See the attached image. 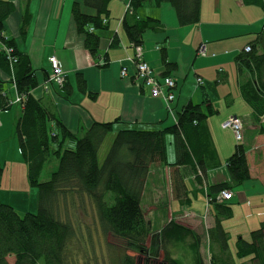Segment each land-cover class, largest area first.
Here are the masks:
<instances>
[{
    "label": "crops",
    "instance_id": "obj_1",
    "mask_svg": "<svg viewBox=\"0 0 264 264\" xmlns=\"http://www.w3.org/2000/svg\"><path fill=\"white\" fill-rule=\"evenodd\" d=\"M0 1L13 6V11L3 19V35L29 63L36 83L29 90L31 96L44 104L72 135L81 136L95 121H113L114 134L128 127L166 128L177 121V114L186 103H202L208 99L212 112L206 118V130L215 151L213 160L218 163L208 172L206 180L216 184L227 181L226 158L237 144L232 131L222 128L221 123L228 116L240 117L250 177L230 189L233 195L226 202L231 204V216L221 220V225L229 236L231 264H264V257L253 259V253L238 257L236 247L238 237L251 241V231L264 222V113L254 120V110L241 93L242 78L236 62L247 52L244 48L253 47V40L263 31V6L252 0H200L198 22L181 25L170 2H144L135 12L138 18L151 17L159 21L156 27L145 29L139 45L142 57L159 78L175 80L174 97L167 101L161 96H152L148 86L135 79L132 60L135 48L122 26L125 14H130L126 10L130 0L109 2V17L103 19L106 27L95 30L100 38L95 55L85 48L84 38L77 33L72 17L74 2L84 11L92 12L83 5V0ZM114 38H117L116 43H113ZM1 45L0 42V48ZM201 45H204V53L198 54ZM255 50L262 53V46H256ZM51 54L65 71L64 86V83L49 82L51 67L47 58ZM3 64L0 62V91L15 100L16 86ZM122 68L127 70L125 76H121ZM206 107L203 103L205 112ZM21 111L22 105L18 103L9 105L8 109L0 106V200L12 206L15 203L4 199L2 193L16 196L21 169L27 167L15 127ZM47 126L50 135L56 133L62 140L54 119ZM165 140L166 160L172 164L176 156L173 134L166 133ZM72 145L73 141L66 138L60 146L64 149ZM55 160L57 163V158L51 156L46 165ZM171 164L154 161L151 165L145 186L149 188L152 218L159 221L173 218L185 227L206 234L213 227V206L205 205V195L185 165L176 167L187 186L186 196L184 200L173 196L171 171L175 165ZM15 169H20L21 173L16 175ZM13 177L17 183L12 181ZM204 215L205 223L201 219Z\"/></svg>",
    "mask_w": 264,
    "mask_h": 264
},
{
    "label": "trees",
    "instance_id": "obj_2",
    "mask_svg": "<svg viewBox=\"0 0 264 264\" xmlns=\"http://www.w3.org/2000/svg\"><path fill=\"white\" fill-rule=\"evenodd\" d=\"M110 1L83 0V5L92 9L90 13L77 2L72 5L76 31L83 36L84 46L91 55L98 51L100 38L95 30L106 27L103 19L109 17ZM146 1L156 4L170 2L181 25L198 22L200 0H130V9L127 10L130 14H125L122 26L133 47L141 43L145 29L156 27L159 21L151 17L140 19L135 14ZM252 1L264 7V0ZM12 11L13 6L9 2L0 1V42L12 47L16 58L12 67L13 82L18 95L24 94L19 102L22 111L15 125L16 135L27 165V180L38 191V206L36 211L27 210L22 215L10 203L0 200V264H76L73 257L77 256L80 243H87V236L92 235V232L87 235L82 231L85 225L76 221L78 208L91 215L96 232L104 237L113 235L125 242L122 250L112 248L113 264H135L134 256L126 251L128 249L145 254L147 259H155L161 252L160 264H183L177 254L184 248L188 249L193 264H206L202 244H208V264H231L229 236L221 225V220L231 216V204L226 202L228 200H218L217 196L221 190L243 184L250 177V171L246 149L242 141H237L234 152L226 158L227 181L207 182L208 172L218 163L213 160L215 151L206 130V118L212 112L210 101L186 103L178 112L177 121L166 128L118 129L105 158L99 163L98 150L107 133L113 130L114 122L95 121L81 136L72 135L44 104L31 96L29 90L36 83L29 63L24 55L16 52L13 42L3 35V19ZM24 19L26 22V16ZM253 41V47L250 46V50L239 56L236 62L242 78V96L252 106L253 117L257 121L264 113V27ZM116 42L117 38H114L113 43ZM258 45L262 46V53L255 50ZM0 62L10 73L6 54L1 49ZM203 103H206L207 112L202 108ZM10 104H13V99L0 91V106L8 109ZM52 119L59 126L62 140L56 133H49L47 124ZM230 130L234 137L233 130ZM166 133L173 134L175 144L176 156L172 164L189 168L205 195V205L213 206V227L206 234L185 227L174 219H151L145 211L147 197L144 195L146 190L149 192L145 185L152 163L171 164L166 160ZM66 138L71 139L73 145L62 149L60 145ZM53 155L57 158L56 167L43 180V167ZM175 167L171 171L172 194L184 200L187 186ZM158 223L161 225L155 231ZM251 235V241L241 236L237 239L238 257L250 256L251 253L253 259L264 257V222L251 231Z\"/></svg>",
    "mask_w": 264,
    "mask_h": 264
},
{
    "label": "rangeland",
    "instance_id": "obj_3",
    "mask_svg": "<svg viewBox=\"0 0 264 264\" xmlns=\"http://www.w3.org/2000/svg\"><path fill=\"white\" fill-rule=\"evenodd\" d=\"M10 81H12V77L9 76ZM22 96L24 97V94H22ZM20 102V101H19ZM18 102V104H19ZM11 105V104H10ZM241 128H243L242 124H241ZM244 129V128H243ZM242 129V131H243ZM115 136L114 131H110L109 133H107V136L104 140V142L101 144V147L98 150L97 156H98V161L99 163H101L103 161V159L105 158V154L109 148V144L111 143L113 137ZM243 138V136H242ZM11 155V154H10ZM12 157V156H11ZM15 159V157H14ZM17 160L15 159L14 162H16ZM56 167V160L54 161V163L49 164L44 166V172L43 175L41 177V179H45L48 178L50 173L52 171H54ZM16 170V175L22 170V175H20V178L17 180L18 181V185L19 187H17V189L19 191H16V196L15 197H11L10 194H6V193H2V196L4 199L9 198L11 201H13L14 207H16L17 210H19L22 215L24 214V208H31L33 211H36L37 206H38V202H37V197H38V191L37 188L35 186L31 187L29 184V181L27 180V170L24 167H22V169H15ZM24 178V179H23ZM15 178L13 177V182L17 183L15 180ZM147 197V201H145V211L147 213H149V217L151 219L152 218V213H151V207L149 206V192L148 190L145 191V195ZM144 202H142L143 204ZM144 205V204H143ZM209 207V206H208ZM207 207V209H208ZM77 213V217H76V221L81 222V224H84L85 227L84 229H82V231H84L87 235L88 232H92L89 234V236H87L86 238V242L87 243H80V248L79 251L76 252V257L75 261L76 264H85L88 262V264H113L112 263V259H113V249L112 248H119L120 250H122V248H125V242L121 241L120 239L116 238L113 235H107V236H103L101 235V233L99 234V232H96L94 230V222L92 221V217L91 215H87V213L83 212L82 210H80V208H78L76 210ZM173 219V218H172ZM202 222L206 221V215H204V217L201 218ZM155 223V221H154ZM164 222H162L163 224ZM156 224V223H155ZM161 225V223H158L156 225V227L154 229H156L155 231H157V228ZM84 234V233H83ZM239 238V237H238ZM84 243V244H83ZM149 243V241H148ZM107 244V247H105V245ZM111 248V249H110ZM201 248L203 249V255L205 257V259H209V248L208 245L206 244H202ZM118 249V250H119ZM185 249V250H184ZM181 249L180 252H178L177 257L180 258V260H182L183 264H193L192 260L190 259V253L189 251H187L188 249L184 248ZM127 253H129L131 256H134V262L135 264H160L161 263V259H162V253L159 252L158 255L154 258H145V254H141L137 251H132L130 249L126 250ZM147 255V254H146ZM206 259V264H208V260Z\"/></svg>",
    "mask_w": 264,
    "mask_h": 264
},
{
    "label": "built area",
    "instance_id": "obj_4",
    "mask_svg": "<svg viewBox=\"0 0 264 264\" xmlns=\"http://www.w3.org/2000/svg\"><path fill=\"white\" fill-rule=\"evenodd\" d=\"M130 9V4L128 3L126 10ZM105 21V19H104ZM135 52L133 55V61L135 63V79L139 82V84L143 86H148V88L151 91V95L155 97L161 96L163 99L170 101L173 97V91L172 89L175 87L176 82L172 77H164L159 78L157 74L155 73L154 69L149 66V64L144 60L142 57V47L140 45H135ZM5 54L7 62L9 63L10 67V76L12 79V84H14V74L12 73V67L14 62H16V58L13 55V49L12 47L8 46L7 44H2L0 48ZM246 51L250 50V46H246L244 48ZM204 53V45L200 46V49L198 50V54ZM49 61L50 67H51V76L49 79L56 82L59 85H62L66 79L65 71L62 68L61 62L57 59V57L53 54L49 55L47 58ZM127 70L125 68H122L121 70V76L126 75ZM14 86H16L14 84ZM18 95V94H17ZM23 96L18 95L15 100H13V103L19 102ZM242 120L240 117L235 116H229L228 119H226L222 123V127H228L233 130L234 137L236 141H243V131L241 128ZM201 174V173H200ZM202 176V175H201ZM232 193L230 190H221L219 192V195L217 196L218 200H228L232 197Z\"/></svg>",
    "mask_w": 264,
    "mask_h": 264
}]
</instances>
